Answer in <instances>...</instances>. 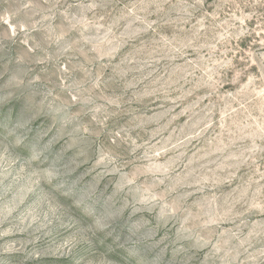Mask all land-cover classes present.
<instances>
[{"label": "rangeland", "instance_id": "rangeland-1", "mask_svg": "<svg viewBox=\"0 0 264 264\" xmlns=\"http://www.w3.org/2000/svg\"><path fill=\"white\" fill-rule=\"evenodd\" d=\"M0 264H264V0H0Z\"/></svg>", "mask_w": 264, "mask_h": 264}]
</instances>
